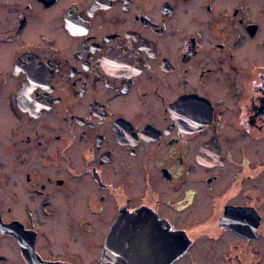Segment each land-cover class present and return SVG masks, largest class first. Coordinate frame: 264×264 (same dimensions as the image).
Wrapping results in <instances>:
<instances>
[{"label": "flooded vegetation", "instance_id": "af4514ba", "mask_svg": "<svg viewBox=\"0 0 264 264\" xmlns=\"http://www.w3.org/2000/svg\"><path fill=\"white\" fill-rule=\"evenodd\" d=\"M264 264V0H0V264Z\"/></svg>", "mask_w": 264, "mask_h": 264}, {"label": "water", "instance_id": "95a60500", "mask_svg": "<svg viewBox=\"0 0 264 264\" xmlns=\"http://www.w3.org/2000/svg\"><path fill=\"white\" fill-rule=\"evenodd\" d=\"M114 229L115 228H112L111 229V233L109 235V239H108V251L110 250V253L108 255H106L107 257H105V260L103 262H101L100 264H109L113 258V255H112V250H113V233H114Z\"/></svg>", "mask_w": 264, "mask_h": 264}]
</instances>
